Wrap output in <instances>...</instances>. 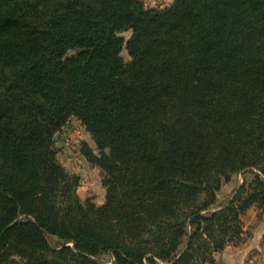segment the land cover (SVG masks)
Here are the masks:
<instances>
[{
	"label": "trees",
	"instance_id": "obj_1",
	"mask_svg": "<svg viewBox=\"0 0 264 264\" xmlns=\"http://www.w3.org/2000/svg\"><path fill=\"white\" fill-rule=\"evenodd\" d=\"M72 118L103 204L58 160ZM242 171L254 180L214 207ZM255 203L264 0H0V264H214Z\"/></svg>",
	"mask_w": 264,
	"mask_h": 264
},
{
	"label": "rangeland",
	"instance_id": "obj_2",
	"mask_svg": "<svg viewBox=\"0 0 264 264\" xmlns=\"http://www.w3.org/2000/svg\"><path fill=\"white\" fill-rule=\"evenodd\" d=\"M147 7L163 8L170 4V0H144ZM172 3V2H171ZM125 39L129 38L131 31L121 33ZM72 52H75L73 50ZM122 56L130 60L124 48ZM54 146L58 150V160L66 171L80 176V185L77 193L85 201L92 199L97 204L106 200V189L102 184L104 173L96 165L88 161L84 153L85 146L90 147L97 154L98 148L91 133L77 118H72L67 125L55 134ZM255 178L251 171H242L232 176L231 180L224 182L217 194L214 207L225 205L231 199L238 187L250 184ZM244 239L239 243H228L223 250L214 254V264H264V205L253 204L241 214ZM58 244L56 237L52 239ZM102 259L109 261L108 254Z\"/></svg>",
	"mask_w": 264,
	"mask_h": 264
},
{
	"label": "crops",
	"instance_id": "obj_3",
	"mask_svg": "<svg viewBox=\"0 0 264 264\" xmlns=\"http://www.w3.org/2000/svg\"><path fill=\"white\" fill-rule=\"evenodd\" d=\"M173 0H170V3L172 2Z\"/></svg>",
	"mask_w": 264,
	"mask_h": 264
}]
</instances>
